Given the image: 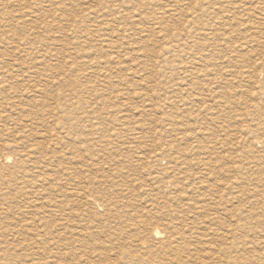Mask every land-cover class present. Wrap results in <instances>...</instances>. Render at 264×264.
Masks as SVG:
<instances>
[{
	"label": "rangeland",
	"instance_id": "374dc122",
	"mask_svg": "<svg viewBox=\"0 0 264 264\" xmlns=\"http://www.w3.org/2000/svg\"><path fill=\"white\" fill-rule=\"evenodd\" d=\"M263 120L264 0H0V146L10 145L0 155L15 156L0 166V249L30 264L20 213L35 214L28 203L39 200L54 214L36 264H79L68 249L92 264L103 255L130 264L126 237L157 226V241L180 237L186 264H264ZM78 193L97 205H77Z\"/></svg>",
	"mask_w": 264,
	"mask_h": 264
},
{
	"label": "bare ground",
	"instance_id": "6f19581e",
	"mask_svg": "<svg viewBox=\"0 0 264 264\" xmlns=\"http://www.w3.org/2000/svg\"><path fill=\"white\" fill-rule=\"evenodd\" d=\"M2 1V0H1ZM114 3V2H113ZM125 5V4H124ZM106 8V7H105ZM100 12H101V10H100ZM170 13V12H169ZM165 15V14H164ZM119 17V16H118ZM261 17V16H260ZM101 19V18H100ZM86 21V20H85ZM81 23V22H80ZM108 23V22H107ZM95 25V24H94ZM111 26V25H110ZM109 26V27H110ZM115 26V25H114ZM89 31V30H88ZM108 31V30H107ZM204 32V31H203ZM121 35V34H120ZM255 40V39H254ZM262 40V39H261ZM178 41V40H177ZM175 44V43H174ZM176 45V44H175ZM261 45V44H260ZM172 47V46H171ZM176 47V46H175ZM142 49V48H141ZM173 49V48H172ZM129 51V50H128ZM166 51V50H165ZM168 51H170V50H167L166 52H168ZM164 53V52H163ZM172 53H175L174 51L172 52ZM171 54V53H170ZM167 55H168V53H167ZM133 57V56H132ZM174 57V56H173ZM172 57V58H173ZM36 58V57H35ZM121 59V58H120ZM115 61V60H114ZM120 61V60H119ZM199 62V61H198ZM197 62V63H198ZM122 65V64H121ZM176 65V64H175ZM36 67H38V66H36ZM178 69V68H177ZM26 71V70H25ZM24 71V72H25ZM12 73V72H11ZM142 76V75H141ZM140 77V76H139ZM5 80V79H4ZM3 82V81H2ZM1 82V83H2ZM4 82H7V79H6V81H4ZM107 82V81H106ZM6 84V83H5ZM111 85V84H110ZM5 86V85H4ZM5 89V88H4ZM4 89H2V90H4ZM117 99H119V98H117ZM151 99V98H150ZM176 108V107H175ZM207 110V109H206ZM256 113V112H255ZM207 114V113H206ZM264 121V120H263ZM263 121H262V123H263ZM261 124V123H260ZM264 124V123H263ZM261 126H262V124H261ZM159 127V126H158ZM156 128V127H155ZM156 129H158V128H156ZM253 129V128H252ZM14 130V129H13ZM262 130V129H261ZM246 131V130H245ZM263 131V130H262ZM11 133V132H10ZM7 135L9 136V133H7ZM11 136V135H10ZM134 136V135H133ZM139 137V136H138ZM27 139V138H26ZM38 139V138H37ZM110 139V138H109ZM40 140V139H39ZM33 141V140H32ZM27 142V141H26ZM70 142V141H69ZM34 143H37V142H34ZM38 143H41V142H38ZM134 143V142H133ZM132 143V144H133ZM109 144V143H108ZM135 144V143H134ZM38 145V144H37ZM56 145V144H55ZM62 145V144H61ZM77 145V144H76ZM1 146H3V148L5 149L6 147H8V146H10V145H8V144H3V145H1ZM0 146V147H1ZM60 146V145H59ZM15 147V146H14ZM18 147V146H17ZM75 147V146H74ZM13 148V147H12ZM30 148H31V146H30ZM49 148H51V147H49ZM122 148H123V146H122ZM151 148H153V147H151ZM159 148V147H158ZM157 148V149H158ZM163 148H164V146H163ZM34 149H36V146L34 147ZM42 149V148H41ZM74 149V148H73ZM197 149V148H196ZM9 150V149H8ZM11 150H13V149H11ZM16 150V149H15ZM6 151V150H5ZM39 151V150H38ZM13 152H18V151H12V153ZM32 152V151H31ZM166 152V151H165ZM169 152V151H168ZM175 152V151H174ZM182 152V151H181ZM193 152V151H192ZM139 153H140V151H139ZM157 153H158V151H157ZM246 153V152H245ZM19 155L17 156L18 157V159H21V158H23L25 155H23V157H22V155L20 154V153H18ZM29 154V153H28ZM34 154V153H33ZM143 154V153H142ZM141 154V155H142ZM146 154V153H145ZM138 155V154H137ZM140 155V156H141ZM149 155V154H148ZM152 155V154H151ZM172 155V154H171ZM12 156H14V155H8V154H6V155H0V166L2 165V164H11V161H13L12 160ZM26 156H28V155H26ZM33 156V155H32ZM36 156V155H35ZM73 156V155H72ZM139 156V157H140ZM144 156V155H143ZM143 156L142 157H140L141 159H143ZM156 156V155H155ZM15 157V156H14ZM137 157V156H136ZM138 157V158H139ZM148 157V156H147ZM25 158V157H24ZM146 158V157H145ZM185 158V157H184ZM121 159V158H120ZM137 159V158H136ZM154 159V158H153ZM34 160V159H33ZM33 160H32V162H33ZM64 160H65V158H64ZM157 160V159H156ZM27 161V160H26ZM70 161V160H69ZM143 161H144V159H143ZM22 161H20V163H14L13 164V166L10 168L11 169V171L13 172V171H16V170H18L19 168H20V166H22L21 163ZM28 162V161H27ZM37 162V161H36ZM43 162V161H42ZM45 162V161H44ZM150 162V161H149ZM153 162V161H152ZM26 163V162H25ZM39 163H41V162H39ZM38 164V163H37ZM136 164V163H135ZM155 164V163H154ZM28 165V164H27ZM60 165V164H59ZM64 165V164H63ZM71 165V164H70ZM69 165V166H70ZM143 165V164H142ZM25 166H26V164H25ZM44 166V165H43ZM68 166V167H69ZM160 166V165H159ZM175 166V165H174ZM45 167H47V166H45ZM49 167V166H48ZM67 167V166H66ZM74 167V166H73ZM176 167V166H175ZM186 167V166H185ZM24 168H26V167H24ZM49 168H51V167H49ZM62 168V167H61ZM70 168H72L71 166H70ZM161 168H162V166H161ZM167 168V167H166ZM166 168H165V170H166ZM43 169V168H42ZM157 169H159V168H157ZM170 169V168H169ZM174 169V168H173ZM176 169V168H175ZM36 170V169H35ZM44 170V169H43ZM42 170V171H43ZM23 171H24V169H23ZM45 171V170H44ZM47 171V170H46ZM67 171V170H66ZM73 173L72 174H74V168H73ZM151 171V170H150ZM159 171V170H158ZM170 171V170H169ZM172 171V170H171ZM175 171V170H174ZM177 171V170H176ZM175 171V172H176ZM2 172V171H1ZM4 172V171H3ZM27 174H26V178L28 179V181H30L31 182V180H32V178H33V176H32V174H29L28 173V171L26 170L25 171ZM53 172V171H52ZM57 172H59V171H57ZM162 172H164V170H162ZM165 172H167V171H165ZM6 173V172H5ZM38 173H40V172H38ZM46 173V172H45ZM70 173V172H69ZM159 173V172H158ZM168 173H170V172H168ZM167 173V174H168ZM172 173V172H171ZM174 173V172H173ZM13 174V173H12ZM18 174V173H17ZM34 174V173H33ZM41 174V173H40ZM49 174V173H48ZM71 174V175H72ZM166 174V173H165ZM13 175H15V174H13ZM19 175V174H18ZM39 174H37V176H38ZM42 175V174H41ZM41 175H40V177H41ZM52 175V174H51ZM51 175H49V177L51 176ZM64 175V174H63ZM62 175V176H63ZM70 175V176H71ZM154 175V174H153ZM156 175H160V174H156ZM164 175V174H163ZM174 175H176V174H174ZM178 175V174H177ZM4 176V175H3ZM11 175H9V177H10ZM16 176V175H15ZM43 176V175H42ZM0 177H2V173L0 174ZM24 177H25V175H24ZM46 177V176H45ZM48 177V178H49ZM52 177V176H51ZM51 177H50V179H51ZM64 177V176H63ZM67 177V176H66ZM160 177H162V176H160ZM166 177H168V176H166ZM171 177V176H170ZM174 177V176H173ZM13 178V177H12ZM15 178V177H14ZM23 178V177H22ZM78 178V177H77ZM165 178V177H164ZM5 179V178H4ZM11 179V178H10ZM26 179V180H27ZM53 179H54V175H53ZM73 179H74V175H73ZM79 179V178H78ZM154 179V178H153ZM165 179H167V178H165ZM171 179V178H170ZM13 180V179H12ZM44 180H46V179H44ZM63 180V179H62ZM66 180H67V178H66ZM69 180V179H68ZM158 180V179H157ZM163 180V179H162ZM17 181V180H16ZM51 181V180H50ZM53 181V180H52ZM60 181V180H59ZM65 181V180H64ZM177 181V180H176ZM20 182H21V180H20ZM19 182V183H20ZM47 182H48V179H47ZM57 182V181H56ZM55 182V183H56ZM65 182H67V181H65ZM72 182V181H71ZM57 183H59V182H57ZM55 184V185H60V183L59 184ZM62 183V182H61ZM68 183V182H67ZM73 184H74V182H72ZM78 183V182H77ZM181 183V182H180ZM16 184H17V182H16ZM27 184V183H26ZM34 184V183H33ZM45 183H43V185H44ZM53 184V183H52ZM29 185V184H28ZM42 185V184H41ZM61 185H63V184H61ZM67 185V184H66ZM75 185H76V183H75ZM48 186H49V184H48ZM69 186V185H68ZM50 187H51V185H50ZM56 187V186H55ZM62 187V186H61ZM60 187V188H61ZM64 187V186H63ZM175 187V186H174ZM181 187V186H180ZM38 188V187H37ZM44 188H45V186H44ZM53 188V187H52ZM59 188V189H60ZM71 188H72V186H71ZM163 188H165V187H163ZM23 189V188H22ZM49 189V188H48ZM62 189V188H61ZM64 189V188H63ZM69 189V188H68ZM68 189H66V190H68ZM175 189V188H174ZM47 190V189H46ZM54 190V189H53ZM65 190V189H64ZM70 190H73V189H70ZM76 190V189H75ZM60 191V190H59ZM169 191V190H168ZM175 191V190H174ZM37 192V191H36ZM55 192V191H54ZM63 192V191H62ZM65 192V191H64ZM63 192V193H64ZM69 192V191H68ZM164 192V191H163ZM33 193V192H32ZM40 193V192H39ZM29 194V193H28ZM35 194V193H34ZM31 195V194H30ZM36 195V194H35ZM65 196H66V198H68V197H71L70 199H72L73 198V196L75 195V197H76V193L74 192L73 193V191L71 192V193H68V194H64ZM78 195H80V197L78 196ZM16 196V195H15ZM37 196V195H36ZM77 196L79 197V198H77L79 201H77L76 199L74 200V202H77L78 204L77 205H79V203H80V201L82 200L83 202H91V203H94V204H96V202H95V200L94 199H92L89 195H86V194H80V193H78L77 194ZM40 197V196H39ZM32 198V197H31ZM38 198V197H37ZM47 198V197H46ZM25 200H26V198H24ZM33 199H34V197H33ZM59 199V198H58ZM69 199V198H68ZM31 200V199H30ZM34 200H36V199H34ZM24 201V200H23ZM47 201V200H46ZM55 201V200H54ZM81 201V202H82ZM20 202V201H19ZM39 202V200H37V202L35 203V201L33 202V201H29V203H28V205H31V207L33 208L32 210L33 211H36V213L35 214H32L31 216H28L27 215V213H24V211L22 212V213H20V215L24 218V219H26L27 218V220H24V227H25V229L24 230H22L25 234H27V239L29 240L28 242H30V243H28L27 244V248H28V250H31L32 248H34V250H31L30 251V253L28 254V252H27V257L28 258H30L29 260H30V264H36V262H35V257L37 258L38 257V254H39V252L40 253H42V250H41V247L42 246H44L46 243H45V240H43V238H45V237H43V235H42V233H44V231L46 230L45 229V226H44V224H48V223H50V222H48L47 220H46V218L48 219V217H51V215H53L54 213V211H53V209L51 208V205H48L47 207H44V206H42V204L40 205V204H37ZM69 202V201H68ZM74 202L73 203H71L72 205L74 204ZM17 203V202H16ZM45 203V202H44ZM48 203H50V204H53V203H51V202H49L48 201ZM106 203H108V202H106ZM172 203V202H171ZM190 203V202H189ZM70 204V203H69ZM69 204H68V206H69ZM112 204V203H111ZM118 204V203H117ZM251 204V203H250ZM19 205V204H18ZM47 205V204H46ZM45 205V206H46ZM54 205V204H53ZM92 205V204H91ZM90 205V207H92ZM97 205V204H96ZM214 205H215V203H214ZM248 205V204H247ZM253 205V204H252ZM255 205H257V204H255ZM23 206V205H22ZM58 206V205H57ZM60 206V205H59ZM61 206H63V205H61ZM74 206H75V204H74ZM88 206V205H87ZM110 206V205H109ZM184 206V205H183ZM246 206V205H245ZM44 207V208H43ZM55 207H56V205H55ZM64 207V206H63ZM71 207V206H70ZM73 207V206H72ZM171 207V206H170ZM253 207V206H252ZM21 208V207H20ZM62 207H60V209H61ZM87 208V207H86ZM195 208V207H194ZM249 208V207H248ZM17 209H19V208H17ZM68 209H69V207H68ZM70 209H72V208H70ZM69 209V210H70ZM102 209V208H101ZM105 209V208H104ZM116 209H118L117 208V206H116ZM20 210V209H19ZM67 210V209H66ZM73 210V209H72ZM71 210V211H72ZM120 210V209H119ZM190 210V209H189ZM244 210H246V209H244ZM59 210H57L56 212H58ZM63 210H60V212H62ZM151 211H152V209H151ZM198 211V210H197ZM242 211V210H241ZM249 211H250V209H249ZM21 212V211H20ZM26 212V211H25ZM64 212V211H63ZM67 212V211H66ZM70 212V211H69ZM74 212V211H73ZM166 212V211H165ZM184 212V211H183ZM200 212V211H199ZM253 212V211H252ZM259 212V211H258ZM167 213V212H166ZM178 213V212H177ZM249 213V212H248ZM71 214V213H70ZM69 213H67V215H70ZM103 214V213H102ZM102 214H100V215H102ZM180 214V213H179ZM238 214H239V212H238ZM243 214H246V213H243ZM252 214V213H251ZM250 214V215H251ZM1 215V214H0ZM72 216H73V214H71ZM94 215V217H93V219L94 218H98L97 217V215L94 213L93 214ZM105 215V214H104ZM240 215V214H239ZM249 215V214H248ZM62 216H64V215H61L60 217H62ZM146 216V215H145ZM151 216V215H150ZM153 216V215H152ZM178 216V215H177ZM183 216V215H182ZM59 217V218H60ZM65 217H66V214H65ZM70 217V216H69ZM100 217V216H99ZM163 217V216H162ZM235 217V216H234ZM242 217H243V215H242ZM248 217V216H247ZM246 217V218H247ZM251 217V216H250ZM133 218H135V217H133ZM139 218V217H138ZM138 218H137V220H138ZM141 218H142V216H141ZM154 218V217H153ZM165 218V220H166V217H164ZM240 218V217H239ZM244 218V217H243ZM246 218H245V220H246ZM102 219H103V217H102ZM143 219V218H142ZM146 219V218H145ZM157 219V218H156ZM162 219V218H161ZM161 219H157V221H158V223L160 224V221L159 220H161ZM100 220V219H99ZM132 220H134V219H132ZM136 220V221H137ZM153 220V219H152ZM168 220V219H167ZM171 220V219H170ZM61 221H62V219H61ZM93 221H95V220H93ZM101 221V220H100ZM105 221V220H104ZM103 221V222H104ZM107 221V220H106ZM131 221V220H130ZM147 221H149V220H146V222ZM258 221V220H257ZM59 222V221H58ZM109 222V221H108ZM134 222V221H133ZM152 222V221H151ZM154 223L156 222V221H153ZM152 222V223H153ZM165 222V221H164ZM163 222V223H164ZM247 222V221H246ZM2 223H4V222H2ZM105 223V222H104ZM153 223V224H154ZM157 223V222H156ZM169 223V222H168ZM211 223H212V221H211ZM51 224V223H50ZM100 224V223H99ZM134 224V223H133ZM138 224V223H137ZM140 224V223H139ZM143 224H145V222L143 221ZM147 224V223H146ZM151 224V223H150ZM183 224V223H182ZM181 224V225H182ZM1 225V228L3 229V231L0 229V235L2 234V232L4 233V235H6L7 234V229H5V227H4V225L2 226V224H0ZM54 225V224H53ZM59 225V224H58ZM65 225V224H64ZM118 225V224H117ZM126 225H127V223H126ZM131 225V224H130ZM135 225H136V223H135ZM149 225V224H148ZM163 225V224H162ZM165 225V224H164ZM168 225V224H167ZM245 225V224H244ZM18 226V225H17ZM16 226V227H17ZM60 226H61V224H60ZM134 226V225H133ZM132 226V227H133ZM144 226V228H145V225H143ZM155 226H157V225H155ZM189 226V225H188ZM49 227V226H48ZM129 227H131V226H129ZM136 227V226H135ZM134 227V228H135ZM157 227H159V226H157ZM156 227V228H157ZM20 228H21V226H20ZM20 228L19 229H17L16 228V230H15V227H14V229H12V231H11V233H18L19 234V232L21 231L20 230ZM62 228H63V226H62ZM140 228V227H139ZM138 228V229H139ZM143 228V229H144ZM150 228V227H149ZM154 229V230H149L148 231V233L147 232H145V233H143V232H141L140 234L139 233H134L133 235L132 234H130V236H127L126 238H129V240L131 241V239H132V244L131 243H127V241H125V239H124V241H125V243L123 242V240H122V238H120V240H122V243H124L123 245H120L121 246V248L123 249V247L122 246H125V244L127 243V247L129 246L130 247V252H129V256H128V253H126L127 254V256H128V260H130V264H186V263H184V262H188V260H186V261H183V260H181L180 258H178V257H176V254L175 253H178V251L176 252V247H174V245H173V243L175 242H177L176 240H177V238H176V236L178 237V235H175V237L174 236H172L173 234L171 233V235L170 236H168L167 234V236H168V241H160V240H158L157 241V239L158 238H162V236H160V231L159 230H157V229ZM241 229V227H238V229ZM64 229V228H63ZM62 229V230H63ZM99 228H97V230H98ZM110 229V228H109ZM162 229V228H161ZM174 229V228H173ZM176 229V228H175ZM174 229V230H175ZM219 229V228H218ZM243 229H244V226H243ZM130 230V229H129ZM128 230V231H129ZM134 230H136V228L134 229ZM140 231H143L142 229H139ZM235 230V229H234ZM245 230V229H244ZM2 231V232H1ZM10 231V230H9ZM21 231V232H22ZM65 231V230H64ZM87 231V230H86ZM100 231V230H99ZM98 231V232H99ZM131 231V230H130ZM132 231H133V229H132ZM169 230L167 229V232H168ZM173 230L171 229V232H172ZM177 230H175V232H176ZM214 231V230H213ZM216 231V230H215ZM249 233H250V231L249 230H247ZM261 231V230H260ZM21 232H20V235H21ZM75 232V231H74ZM102 232V231H101ZM137 232V231H136ZM166 232V231H165ZM177 232H179V231H177ZM193 232V231H192ZM225 232V231H224ZM242 232V231H241ZM245 232V231H244ZM34 233V234H33ZM97 233V232H96ZM106 233V232H105ZM115 233V232H114ZM131 233V232H130ZM164 233V232H163ZM180 233V232H179ZM183 233H185V232H183ZM228 233V232H227ZM227 233H223V234H227ZM246 233V232H245ZM264 233V232H263ZM23 234V233H22ZM62 234V233H61ZM60 234V235H61ZM99 234H101V235H106V234H102V233H98L97 235H99ZM162 234V233H161ZM175 234V233H174ZM181 234V233H180ZM202 234V233H201ZM254 234V233H253ZM257 234V233H256ZM260 234V233H259ZM261 234H262V232H261ZM19 235V236H20ZM45 235V234H44ZM63 235H65V234H63ZM63 235H61V236H63ZM107 235H109L108 233H107ZM111 235V234H110ZM109 235V236H110ZM125 235V234H124ZM132 235V236H131ZM182 235V234H181ZM247 235V234H246ZM30 236H33V237H36V239H29V237ZM66 236V235H65ZM65 236H64V238H65ZM92 236V235H91ZM100 236V235H99ZM98 236V237H99ZM114 236V235H113ZM120 236H121V234H120ZM160 236V237H159ZM188 236V235H187ZM195 236V235H194ZM197 236V235H196ZM225 236V235H224ZM232 236V235H231ZM234 236V235H233ZM237 236V235H236ZM16 237V236H15ZM58 238L60 237L59 235L57 236ZM73 237H74V235H73ZM94 237H96V236H94ZM93 237V238H94ZM97 237V238H98ZM105 237H108V236H105ZM123 237H125V236H123ZM241 237V236H240ZM248 237V236H247ZM246 237V238H247ZM264 237V236H263ZM38 238V239H37ZM100 238V237H99ZM180 237H178V239H179ZM231 238V237H230ZM239 238V237H238ZM62 239H63V237H62ZM106 239V238H105ZM109 239H111V236H110V238ZM113 239H115L114 237H113ZM182 239V238H181ZM229 239V238H228ZM261 239V238H260ZM259 239V240H260ZM71 240H74V238L72 239L71 238ZM92 240H94V239H92ZM107 241H108V239H106ZM105 240V241H106ZM115 240H117V241H119L118 239H115ZM149 240V241H148ZM182 240H184V239H182ZM191 240V239H190ZM193 240V239H192ZM227 240V239H226ZM230 240V239H229ZM235 239H233V241H234ZM238 240H242V239H238ZM264 240V239H263ZM1 241H2V239H1ZM47 241V240H46ZM63 241H64V239H63ZM67 241V240H66ZM156 242L157 241V243L159 244V246L160 245H162V247H158V248H156V249H153L152 248V246H150V245H148L149 243L151 244L152 242ZM244 241H246V239L244 240ZM4 242V241H3ZM1 243L0 245H5L6 243ZM61 242V241H60ZM68 242V241H67ZM74 242V241H73ZM72 242V243H73ZM83 242V241H82ZM89 242H90V240H89ZM94 242V241H93ZM109 242V241H108ZM111 242H113V240L111 241ZM165 242H167V245H165ZM182 242V241H181ZM198 242V241H197ZM226 242V241H225ZM231 242V241H230ZM66 243V242H65ZM70 243V242H69ZM97 243V242H96ZM99 243V242H98ZM101 243V242H100ZM110 243V242H109ZM114 244L116 243V242H113ZM113 243H112V246H113ZM156 243V244H157ZM178 243V242H177ZM208 243V242H207ZM228 243V242H227ZM74 244V243H73ZM104 244V246L107 244H105V243H103ZM102 244V245H103ZM154 244V243H153ZM155 244V245H156ZM182 244V243H181ZM203 244V243H202ZM225 244V243H224ZM230 244V243H229ZM235 244V243H234ZM237 244V243H236ZM261 244V243H260ZM3 245V246H4ZM38 245H39V247H38ZM108 245V244H107ZM110 245V244H109ZM175 245H177V244H175ZM180 245V244H179ZM186 245V244H185ZM188 245H189V243H188ZM245 245H246V243H245ZM255 245V244H254ZM2 246V247H3ZM7 246H8V244H7ZM65 246V245H64ZM68 246V245H67ZM73 246V245H72ZM71 246V247H72ZM83 246V245H82ZM95 246H96V244H95ZM100 247H101V244L99 245ZM112 246L110 245V247L112 248ZM204 246V245H203ZM214 246V245H213ZM249 246H250V244H249ZM255 246H257V245H255ZM263 246V245H262ZM81 246H79V249H81L80 248ZM93 248H94V246H92ZM96 247H98V246H96ZM115 247V246H114ZM118 247V246H117ZM116 247V248H117ZM185 247H187V246H184V248ZM191 247V246H190ZM225 247V246H224ZM238 247V246H237ZM242 247V246H241ZM247 247V246H246ZM254 247V246H253ZM258 247V246H257ZM12 248V249H11ZM11 248H6V249H4L3 251H2V249H0L2 252H3V255H5L6 257H7V259H5V260H3L4 261V263L3 264H12V263H10L11 262V260L12 261H16L15 262V264H20V263H18V261L20 260V256L17 254V250H16V248L15 247H11ZM15 248V250H13ZM74 248V247H73ZM72 248V249H73ZM84 248V247H83ZM102 248H104V247H102ZM120 248V249H121ZM179 248H181V247H179ZM119 249V250H120ZM129 249V248H128ZM132 249V250H131ZM186 249V248H185ZM190 249V248H189ZM233 249V248H232ZM64 250H66V248L64 249ZM74 250H76L77 251V253H78V251H80V250H78V246L76 247V248H74ZM73 250V251H74ZM87 250H89V249H87ZM91 250V249H90ZM95 250V249H94ZM97 250H99V249H97ZM96 250V251H97ZM100 250H101V248H100ZM106 250H108V248L106 249ZM106 250L105 251H103V252H106ZM112 250V249H111ZM118 249H117V251H116V253L119 251ZM124 250V249H123ZM178 250V249H177ZM209 250V249H208ZM226 250H228V249H226ZM238 250V249H237ZM250 250H252V246H251V249ZM261 250H263V252H261L260 254H262V257L264 258V248H262ZM43 251H45V250H43ZM47 251V250H46ZM49 251V250H48ZM95 251V252H96ZM108 251H110V250H108ZM122 251V250H121ZM222 251L223 250H220V249H218L217 248V250H215V251H213V253L212 254H214V253H221L222 254ZM231 251V250H230ZM233 251V250H232ZM231 251V252H232ZM255 251V250H254ZM257 251H258V249H257ZM82 252H83V250H82ZM85 252H90V251H86L85 250ZM84 252V253H85ZM92 252H94V251H92ZM98 252V251H97ZM96 252V253H97ZM100 252V251H99ZM98 252V253H99ZM111 252V251H110ZM171 253V255L170 256H172V257H169L168 259L167 258H164V256H165V254L166 253ZM194 252V251H193ZM192 252V253H193ZM239 252H240V250H239ZM47 253V252H46ZM45 253V254H46ZM64 253H66L65 251H64ZM68 254H70L69 256H71L72 255V258H71V260H72V262L74 261V260H77L78 262H79V264H80V262L83 260V255L81 254V252H79L80 254H81V257H79V258H77L76 256H75V254L72 252V251H70L69 249H68V252H67ZM76 253V254H77ZM78 253V254H79ZM107 253V252H106ZM119 253V252H118ZM137 253H138V255H137ZM139 253H140V255H139ZM143 255H142V254ZM185 253V252H184ZM191 253V254H192ZM208 253V252H207ZM210 253V254H211ZM236 253V252H235ZM241 253V252H240ZM246 253V252H245ZM253 253V252H252ZM43 254H44V252H43ZM102 254V253H101ZM100 253H99V256L101 255ZM104 254V253H103ZM109 254V253H108ZM108 254H105V255H108ZM111 254H113V252H111ZM123 254H124V252H123ZM122 254V256H123V258L124 257H126V256H124ZM125 254V255H126ZM189 254V253H188ZM237 254V253H236ZM239 254V253H238ZM243 254V253H242ZM242 254H240V256L242 255ZM248 254H249V251H248ZM21 255V254H20ZM41 254H39V256H40ZM88 255V254H87ZM93 255V254H92ZM96 255H98V254H96ZM95 255V256H96ZM115 255V254H114ZM117 255V254H116ZM186 255V254H185ZM224 255V254H223ZM222 255V256H223ZM229 255H232V254H229ZM233 255H234V253H233ZM256 255V254H255ZM2 256V255H1ZM0 256V257H1ZM12 256L14 257L13 259H8V258H12ZM60 256V255H59ZM63 256V255H62ZM66 256H68V255H66ZM118 256V255H117ZM179 256V255H178ZM206 256V255H205ZM205 256H203L202 258H204ZM216 256V255H215ZM251 256V255H250ZM16 257V258H15ZM44 257V256H43ZM53 257V256H52ZM92 256L90 255V257H84V260H83V262H82V264L84 263V264H92V262L94 263V261H92V258H91ZM106 257H108V256H105L104 257V255H103V257H97L98 258V260L95 262V264H106V263H103V262H105L106 260H107V258ZM167 257V256H166ZM184 257V256H183ZM199 257V256H198ZM206 257H208V256H206ZM217 257V256H216ZM219 257V256H218ZM236 257H239L238 255L236 256ZM247 257V256H246ZM3 258V257H2ZM40 258V257H39ZM69 258V257H68ZM67 258V259H68ZM81 258H82V260H81ZM95 258V257H94ZM110 258V257H109ZM116 258V260H117V257H115ZM130 258V259H129ZM170 258H172V259H170ZM182 258V257H181ZM211 257H210V255H209V259H210ZM214 258V257H213ZM232 258V257H231ZM230 258V259H231ZM235 258V257H234ZM233 258V259H234ZM240 258V257H239ZM242 258V257H241ZM241 258H240V260H241ZM1 259V258H0ZM61 259H62V257H61ZM96 259V258H95ZM112 259V261H114V258L112 257L111 258ZM122 259V258H121ZM185 259V258H184ZM188 259V258H187ZM215 259V258H214ZM224 259V258H223ZM222 259V260H223ZM229 259V258H228ZM236 259V258H235ZM254 259V258H253ZM28 260V259H27ZM64 260H65V258H64ZM64 260H62V261H64ZM68 260H70V259H68ZM81 260V261H80ZM126 260V259H125ZM127 260V261H128ZM198 260H200V257L198 258ZM204 260V259H203ZM212 260V259H211ZM248 260V259H247ZM255 260H257V259H255ZM258 260H259V258H258ZM0 261H2V260H0ZM50 261H52V260H50ZM49 261V262H50ZM61 261V262H62ZM65 261H67V260H65ZM65 261H64V263L62 262V264H67V263H65ZM124 260L122 259V262H123ZM193 261V260H192ZM208 261V260H207ZM217 262H215V263H213L214 262V260L213 261H211V263H206V262H204V261H200L198 264H220L221 262H219L220 260H216ZM237 261V260H236ZM239 261V260H238ZM19 262H21V261H19ZM47 262V261H46ZM61 262H60V264H61ZM71 262V261H70ZM107 262V261H106ZM109 262V261H108ZM107 262V263H108ZM129 262V261H128ZM191 262V261H190ZM194 262H196L195 260H194ZM193 262V263H194ZM234 262V261H233ZM232 261H231V263L232 264H235L236 262H234L233 263ZM240 262V261H239ZM243 262V261H242ZM255 262V261H254ZM259 262V264H260V261H258ZM25 263V262H24ZM112 263V262H111ZM117 263V262H116ZM192 263V264H193ZM229 264V262H228V260H226L225 262L223 261L221 264ZM248 264H249V262H247ZM255 263H257V262H255ZM2 264V263H1ZM38 264H41V263H39L38 262ZM45 264V263H44ZM48 264V263H47ZM78 264V263H77ZM190 264V263H189ZM251 264V263H250ZM254 264V263H253Z\"/></svg>",
	"mask_w": 264,
	"mask_h": 264
}]
</instances>
